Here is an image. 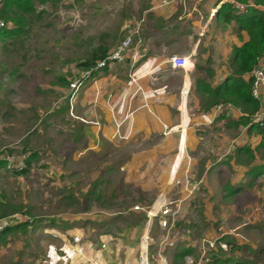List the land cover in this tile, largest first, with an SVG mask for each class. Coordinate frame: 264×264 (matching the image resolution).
I'll return each mask as SVG.
<instances>
[{
    "label": "rangeland",
    "instance_id": "rangeland-1",
    "mask_svg": "<svg viewBox=\"0 0 264 264\" xmlns=\"http://www.w3.org/2000/svg\"><path fill=\"white\" fill-rule=\"evenodd\" d=\"M173 1L33 0L32 12L25 15L19 13L23 32L0 39V160L8 162L10 157H14L22 162L28 155L36 154L23 175L14 174L7 164L0 165L1 211L7 214L17 212L13 214L14 218L22 222L34 220L32 225L27 226L28 229L19 228L9 234L4 243H0V264H140L146 245H141L148 222L146 211L157 195L154 190L157 170L163 163L157 158L139 162L141 158L131 156L134 153L131 147L126 148L127 152L122 157H105L102 154L78 157L77 152L69 149L68 141L59 143L61 134L52 131L46 141L39 131L45 123L54 124L52 117L56 108L60 107L55 85L61 79L64 81L62 84L69 88L75 79H70L71 70L89 59L94 50L106 48L111 41L124 38L127 25L142 20L143 27V18L146 22L156 19L154 12L145 14L149 8L159 2L161 6H168ZM180 1L182 12L188 9V4L203 2ZM0 20L6 29L15 27L11 21ZM195 21L201 22L195 28L198 32L203 23L198 19ZM118 29L122 33L117 32ZM215 31L218 34L219 31ZM229 48L228 54L213 63L215 69L221 71L216 80L224 74L228 77L235 75L233 70L225 71L223 67L225 62H229L233 46ZM193 54L187 53L195 56L196 61L198 52ZM199 61V65L205 64ZM194 65V78H200L199 65ZM188 83L186 79L185 91L188 90ZM191 101L195 107L204 106V100L198 96ZM223 128L224 125L214 127V130L219 129L223 133L213 129L201 132L199 128L197 132H200L201 141L192 155L193 159L186 157L181 166L192 165L194 161L199 167L210 160L214 163L220 157L214 143H222L219 146L224 147L233 135L237 137L244 131L241 125L225 131ZM151 144L155 145L156 141H151ZM247 144L248 147L256 146L252 142ZM142 148H146L145 145ZM183 153L176 156L175 168ZM253 157L242 152L237 163L234 160L227 166L219 163L212 167L207 174L208 181H211L209 189L205 178H201L195 189L190 188L189 191L185 180L180 184L173 180L176 188L186 191L182 195H191L194 203L185 205L179 212L182 220L176 225L179 230L176 241L182 245H194V253L190 257L195 264H216L223 260L228 261L227 264H239L243 260L245 264H264V254L255 253L259 248H254V251L244 244L246 246H241L242 251L238 250L228 233L234 226L239 229L237 231L248 233L251 228L264 227V175L259 173V167L264 166V148L256 150ZM224 168L227 169L226 175L230 176L228 180L237 178L241 184L255 181L253 183L258 184V190L247 185L241 198L222 201V195L230 193L231 187L224 192L226 182L215 178L218 169L223 170L226 178ZM254 175L258 177L256 180ZM195 177L198 178V175ZM172 191H175V196H181V192ZM172 191L169 194L171 200L175 198ZM165 194L159 193L158 196L165 197ZM246 201L249 204H244ZM221 227L224 228L223 233H228L224 238L219 239L220 236L214 241L204 237ZM161 232L154 221L150 237L155 241L161 240ZM219 235L215 233V237ZM77 237L79 242L74 241ZM252 238L262 243V234H255ZM239 239L246 241L244 236ZM178 245L163 247L168 264H186L185 258L176 254ZM156 248L154 243L149 242L148 257ZM202 248L206 251L204 255ZM197 250L201 251L198 253ZM218 258L222 260L217 261Z\"/></svg>",
    "mask_w": 264,
    "mask_h": 264
},
{
    "label": "crops",
    "instance_id": "crops-1",
    "mask_svg": "<svg viewBox=\"0 0 264 264\" xmlns=\"http://www.w3.org/2000/svg\"><path fill=\"white\" fill-rule=\"evenodd\" d=\"M202 1L199 5L194 2L188 4V9L184 12H182V5L179 4L180 0L170 2L168 6H161L159 2L156 6L146 10L145 14L154 12L153 16L156 19H150L146 22V19L143 18L145 23L142 27L140 43H136L131 48L124 61L111 63L100 72L93 74L92 78L72 96L68 86L62 84L64 81H60L59 84L55 85L57 88L55 91L60 100L57 104L60 107L56 108V113L52 117L54 124L51 126L50 123H45L41 130L39 129V132L46 137V141L49 140L48 135L52 131L61 134L59 143L62 144L68 141L69 149L77 152L78 157L98 156L100 154L105 157L113 155L122 157L125 156L126 148L131 147V150L134 151L131 156L136 159L141 158L139 162L147 158H157L163 165L157 170L158 179L154 188L157 191L155 199L159 197V193L164 195L166 192L165 198L172 203L175 202V205H179V212L185 205L194 203L191 195L188 197L182 195L185 191L184 188H176L173 180H176V184L183 183L184 180L188 182L186 189L189 191L190 188L195 189L194 187L201 181V178H205V184L209 189L211 181H208L207 174L212 171V167L219 163L227 166L232 164L234 160L237 163L238 156L245 152L241 150L242 148L251 152L249 153L251 158H254L253 155L256 150L264 148V146H258L261 142L258 135L248 134L246 126L239 124L244 127V131L240 132L237 137L233 135V138L224 147L219 146L222 143H214L215 137H213V143L217 146V153L220 156L214 163V160H210L199 167L194 161L192 165L181 166L182 160L186 157L187 159H193L192 155L198 142L201 141V137L198 136L200 132H197L199 128L202 129L201 132H208L211 129L214 130L215 126L224 125L223 129L225 131V129L232 128L233 123H237L242 113L240 108L229 103H225L226 109L223 112L216 113L215 108L218 104L209 105V102L207 103L208 96L196 85L197 81L200 80L212 88L219 86L228 76L224 74L219 80H216L218 72L221 71L215 69L213 63L218 62L220 56L228 54L231 45L233 46L231 54L234 48L242 45V42L237 38L235 23H225L219 12L221 7L229 4L223 3L221 0ZM237 1L246 4L247 11L264 13V0ZM181 12L182 15H180ZM196 19L201 20L203 23L198 32L195 31L196 25L199 23L195 21ZM214 19L216 23L214 27L219 31L218 34L212 26ZM151 21H155V23H151ZM199 24L201 25V22ZM118 31L122 33L121 29H118ZM232 34H234V37H232ZM116 38H118V35ZM247 39V36L243 33V41H247ZM117 41H111L108 47H104L107 49V53L115 48ZM197 52L198 55L195 61V56L192 55H194L193 53L197 54ZM187 53L192 55H187ZM180 55L191 56L190 59L197 66L199 60L205 63L199 65L198 76L200 78H194L195 65L189 70L173 69L171 67L170 58ZM223 67L225 71H232L229 62H225ZM81 72H83V68L78 66L73 68L70 79L78 77ZM209 76H211L210 79ZM243 78L248 80V75L245 74ZM186 79L189 82L187 91L184 89ZM195 96L204 100V106L195 107L192 104L191 100ZM52 113L53 111L50 112V114ZM239 125H234V128ZM174 128H177L176 131H167ZM203 129L206 131H203ZM216 130L218 133H223L222 130L215 129L214 131ZM220 140L222 141V138ZM151 141H156V144L152 145ZM250 142L256 144L255 148L249 146V149L247 143ZM142 145H145L146 148H142ZM138 149L139 151H137ZM214 149L212 153L215 156ZM109 151L115 153L112 154ZM89 152L101 153L93 154ZM180 152L184 153L175 168V159ZM137 167H139V164ZM224 170L226 175L227 169L224 168ZM222 171L218 169L215 179L226 182L224 192L225 189L231 187L230 193L222 195V201L241 198L243 189H247V185L258 190V184L253 183L255 181L251 184L242 181L243 184H241L237 178L228 180L230 178L228 174L225 178ZM234 172H236L235 169ZM259 173L260 176L264 175V166L259 167ZM196 175H198V178L195 177ZM257 178L254 175V179ZM172 190L181 192V196H175V191ZM170 191L173 192L172 197H175L172 200L170 199L171 195H169ZM188 199L190 200L188 201ZM244 204H249V202L246 201ZM206 218L208 220L209 217ZM234 218L240 220L239 217ZM252 219L256 220V218ZM180 220L182 219L178 214L175 226L171 231V241L174 245L179 244L178 253L176 254H184V258H186L193 255L194 245H182L176 241L179 231L176 225ZM220 220L223 222L222 216H220ZM24 222L17 219L8 220L9 226H16ZM223 230L224 228L221 227L204 237L216 241L220 236L219 239H222L229 233L238 250L242 251L243 247L241 246L247 245L251 246L249 248L251 250L259 248L257 251L254 250L256 254H264L263 226L251 228L250 233L237 231L239 229L235 226L228 233H223ZM216 232L220 235L215 237ZM255 234H262V243L254 241L252 237ZM243 236L246 241L239 239ZM145 239L146 236L143 238V243H145ZM197 252L199 253L200 250H197ZM218 260L222 259L218 258ZM245 263L246 261L243 260L239 264ZM216 264L222 263L218 261ZM259 264H263V262H259Z\"/></svg>",
    "mask_w": 264,
    "mask_h": 264
},
{
    "label": "trees",
    "instance_id": "trees-1",
    "mask_svg": "<svg viewBox=\"0 0 264 264\" xmlns=\"http://www.w3.org/2000/svg\"><path fill=\"white\" fill-rule=\"evenodd\" d=\"M46 2L48 0H40ZM34 8L33 0H1L0 1V18L5 22L11 21L15 27L12 29H6L4 26L0 29V39L7 36L19 35L23 32L22 19L19 13L25 15V13L32 12ZM220 15L222 20L230 24L234 22L236 27L237 38L242 42L240 47L234 48L229 60V66L233 70L235 75L226 77L222 83L212 88L210 85L203 81H197L196 85L208 96L209 105L214 106L216 104L229 103L237 108H242L243 113L252 115L259 108V104L255 101L250 94V81L245 80L243 76L248 73L258 57L264 51V13L259 11H247L238 12L230 5H224L220 9ZM250 12V13H248ZM243 33L247 36V41H243ZM107 55V49L98 48L94 50L89 59L81 62L78 67L87 70L94 66L96 61L105 58ZM61 79L60 81H62ZM59 81V83H60ZM249 117L241 116V118L234 123L242 124L247 127V133L252 135H258L261 138V142L258 145L264 146V124L249 125ZM247 153H251L248 149H241ZM240 151V150H239ZM36 154H30L24 160L22 169H11L14 174L23 175L28 170V165L33 160ZM5 160H0V165L6 166ZM1 205V204H0ZM17 212L12 213L11 215ZM6 212L0 209V219L8 217ZM34 220L25 221L23 224L16 226L6 227L0 234V243L6 241V237L16 231L19 228L25 230L27 226L32 225ZM184 258V254L177 255ZM222 264H227L228 261H221Z\"/></svg>",
    "mask_w": 264,
    "mask_h": 264
},
{
    "label": "built area",
    "instance_id": "built-area-1",
    "mask_svg": "<svg viewBox=\"0 0 264 264\" xmlns=\"http://www.w3.org/2000/svg\"><path fill=\"white\" fill-rule=\"evenodd\" d=\"M221 2L229 4L238 12H244L247 9L246 4L240 3L237 0H221ZM4 26V22L0 20V29H2ZM126 28L128 29L126 36L116 44L115 48L111 52L107 53L105 58L96 61L93 67L83 70V72H81L78 77H75V79L70 83L69 88L71 91V96L75 95L79 89L82 88L85 83L92 78L93 74L100 72L111 63L123 62L126 54L131 50V48L136 43H140L142 20L135 23L134 25H127ZM170 64L173 69L182 70H189L194 66L193 61L185 56H172L170 58ZM246 74L248 75V80L250 81V94L252 98L258 102L259 108L250 116L243 112L241 113V116L249 117V125L262 126L264 124V51L258 57L251 70ZM224 109H226L225 104H218L215 108V112L219 114L223 112ZM176 129L177 128L167 131H176ZM23 167H25L24 160L19 162L18 160L14 159V157L9 158L7 164L8 169H22ZM186 183L188 184V182ZM147 209L146 217L148 222L144 234V236H146V245L145 252L141 254L140 264H168L164 252L165 249L163 247H170L174 245V243L171 241V231L175 226V221L177 215L179 214V205H175V202L172 203L165 197L159 196ZM14 217L15 215H10L0 219V234L6 227H9L10 224H8V220L15 219ZM154 221L156 222L158 228L163 231L161 232V240L158 241H155L150 237V231ZM144 236L141 239V245L143 243ZM74 241L79 242V238H75ZM149 242L154 243L157 247L155 252L151 254L150 257H148V253L146 252L149 248ZM102 247L104 248L105 245H102ZM201 250L200 251L202 255H204L206 252L205 249L202 248ZM185 263L195 264L191 257H186Z\"/></svg>",
    "mask_w": 264,
    "mask_h": 264
}]
</instances>
